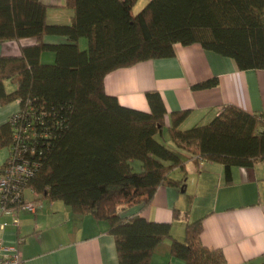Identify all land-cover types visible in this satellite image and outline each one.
I'll list each match as a JSON object with an SVG mask.
<instances>
[{"label": "trees", "instance_id": "trees-1", "mask_svg": "<svg viewBox=\"0 0 264 264\" xmlns=\"http://www.w3.org/2000/svg\"><path fill=\"white\" fill-rule=\"evenodd\" d=\"M138 1L66 0L74 11L71 23L52 25L49 6L40 0H0V42L36 40L21 46L17 56H0V102L20 105L19 113L0 126V150L16 148L22 159L35 163L24 192L30 188L40 199L62 201L75 214L106 222L119 264H151L165 239L171 240V256L184 264H228L222 251L203 244L200 219L191 222L175 209L173 221L186 223L184 238L177 239L173 221L121 212L148 207L161 186L185 191L183 152L223 164L228 178L234 166L263 161L264 114L227 105L211 122L181 129L188 110L170 113L167 123L157 91L146 92L150 111L145 112L108 95L104 78L139 62L171 57L177 43L200 44L234 59L241 70L264 69V0H148L134 12ZM50 35L68 42L48 43L44 39ZM46 51L55 54L53 64L41 62ZM7 81L16 88L8 91ZM216 85L211 80L198 86ZM165 130L180 152L161 141L167 142ZM17 131L24 146L15 143ZM175 170L180 178L173 176Z\"/></svg>", "mask_w": 264, "mask_h": 264}, {"label": "crops", "instance_id": "crops-1", "mask_svg": "<svg viewBox=\"0 0 264 264\" xmlns=\"http://www.w3.org/2000/svg\"><path fill=\"white\" fill-rule=\"evenodd\" d=\"M49 6L47 22L68 25L74 16L66 0H40ZM148 1V0H147ZM48 43H64V36L50 35ZM35 39L0 42V56H17L21 46L34 44ZM82 49L87 40L81 38ZM41 62L53 64L55 54L43 52ZM217 80L212 87H199ZM8 91L16 85L6 82ZM108 95L126 107L149 112L147 91H157L167 110V123L172 112L188 110L181 124L188 129L207 124L223 108L232 105L255 115L264 114V69L241 70L234 59L203 48L200 44H175L174 55L151 59L110 72L104 78ZM19 101L2 105L0 126L19 111ZM167 142H171L165 131ZM186 160V190L161 186L152 203L146 207H131L122 217H141L155 222H172L175 209L187 213L191 222L202 220L203 244L211 250L222 251L228 264H264V160L251 167L234 166L228 178L225 166L189 156ZM10 154L0 150V169ZM175 178L182 174L175 170ZM27 201L38 200L27 188ZM35 212L19 211L18 225L0 228V239L6 245L19 248L23 264H119L114 237L108 224L95 220L90 214H75L62 201L40 199ZM11 222L0 212V222ZM172 234L183 239L186 223L181 218L172 222ZM19 240H22L19 243ZM151 264H184L171 256V240L165 239L155 249Z\"/></svg>", "mask_w": 264, "mask_h": 264}, {"label": "built area", "instance_id": "built-area-1", "mask_svg": "<svg viewBox=\"0 0 264 264\" xmlns=\"http://www.w3.org/2000/svg\"><path fill=\"white\" fill-rule=\"evenodd\" d=\"M15 116L16 114L12 119ZM19 131L15 133L14 140L16 144L24 146V139ZM17 152L18 149L12 147L6 162L0 169V212L3 216L12 218L11 222H0L1 229L9 224L18 225L20 222L19 211L35 212L41 205L40 198L27 201L23 197L24 186L36 171V165L29 160L22 159ZM21 242L22 240H19V243ZM0 264H23L19 248L15 245H6L1 239Z\"/></svg>", "mask_w": 264, "mask_h": 264}, {"label": "rangeland", "instance_id": "rangeland-1", "mask_svg": "<svg viewBox=\"0 0 264 264\" xmlns=\"http://www.w3.org/2000/svg\"><path fill=\"white\" fill-rule=\"evenodd\" d=\"M146 2H147V0H139V1L137 2V4H136L135 8H134V12H138V11H140V10L143 8V6L146 4ZM165 131H167V130H165ZM160 139H161V138H160ZM161 141H162L164 144H166L168 147H170L171 149L180 152V151L175 147V145H174L172 142H169V143H168V142L164 141L163 139H161ZM134 164H135V170H138V169H139V165H140L139 161H134Z\"/></svg>", "mask_w": 264, "mask_h": 264}]
</instances>
